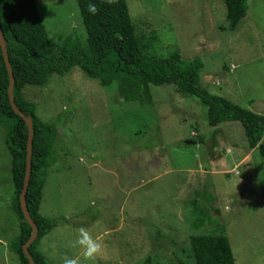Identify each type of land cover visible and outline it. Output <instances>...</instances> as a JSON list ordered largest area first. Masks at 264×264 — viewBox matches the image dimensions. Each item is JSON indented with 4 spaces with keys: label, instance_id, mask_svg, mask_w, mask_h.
Returning <instances> with one entry per match:
<instances>
[{
    "label": "rangeland",
    "instance_id": "obj_1",
    "mask_svg": "<svg viewBox=\"0 0 264 264\" xmlns=\"http://www.w3.org/2000/svg\"><path fill=\"white\" fill-rule=\"evenodd\" d=\"M148 54L200 59V87L264 116V0L226 30L222 0H126ZM53 48L73 36L87 50L75 0H35ZM151 103L118 98L78 67L52 75L25 98L42 123L57 126L39 214L57 226L40 240L49 264L80 254V227L102 244L81 264H195L191 235L223 223L235 264H264V160L239 123L210 127L207 109L174 85L150 86ZM11 158L0 128V264H19ZM197 209L206 221L194 225ZM43 241V242H41ZM39 246V245H38Z\"/></svg>",
    "mask_w": 264,
    "mask_h": 264
},
{
    "label": "trees",
    "instance_id": "obj_2",
    "mask_svg": "<svg viewBox=\"0 0 264 264\" xmlns=\"http://www.w3.org/2000/svg\"><path fill=\"white\" fill-rule=\"evenodd\" d=\"M46 1V0H42ZM86 31L87 50L68 36L58 48H53L35 7V0H0V28L14 77L13 96L16 108L32 121L31 173L26 193L27 211L37 227L35 241L28 248L34 264H47L40 253V240L57 222L42 217L39 205L47 170L55 164L54 146L58 129L42 123L34 105L24 96L27 87H44L52 75L63 76L78 67L100 86H117L118 98L140 105L151 103L150 86L174 85L185 94L196 97L207 109L210 127L225 122L239 123L248 149H257L264 160V116L240 108L230 101L209 95L200 87L203 62L184 61L178 52L165 58L148 54L136 37L126 0H75ZM226 9L229 32H234L248 13L247 0H222ZM94 5L96 11L90 12ZM9 78L0 48V128L5 131V145L11 158V182L15 199L11 211L18 220V236L9 249L19 264H29L22 247L31 235V228L21 212L22 191L27 159L28 130L23 119L11 108L8 99ZM194 225L199 228L206 218L197 209ZM190 248L195 264H235L223 223L213 225L210 234L191 235Z\"/></svg>",
    "mask_w": 264,
    "mask_h": 264
},
{
    "label": "water",
    "instance_id": "obj_3",
    "mask_svg": "<svg viewBox=\"0 0 264 264\" xmlns=\"http://www.w3.org/2000/svg\"><path fill=\"white\" fill-rule=\"evenodd\" d=\"M0 48L2 51L3 60L5 63L6 70L8 73V78H9V85H8L7 93H8V99H9L11 108L17 116H19L21 119L24 120L26 127H27V130H28L26 170H25V176H24L22 191H21L20 197H19V203H20V208H21V212L23 214L24 220L30 226V228L32 230L29 239L27 240V242L22 247V252H23L25 258L28 260V263L34 264L32 258H31V255L28 252V248L37 238L38 230H37V227L35 226L33 220L31 219V217L27 211V207H26V193H27L29 178H30V173H31V147H32V140H33L32 121L29 117H26L24 114H22L15 106L14 96H13L14 77H13L12 69H11V66L9 63V59H8V55H7V49H6V43L4 41L1 28H0Z\"/></svg>",
    "mask_w": 264,
    "mask_h": 264
},
{
    "label": "clouds",
    "instance_id": "obj_4",
    "mask_svg": "<svg viewBox=\"0 0 264 264\" xmlns=\"http://www.w3.org/2000/svg\"><path fill=\"white\" fill-rule=\"evenodd\" d=\"M89 11L94 13L96 11L95 6L90 5ZM72 246L78 247L80 249V254L74 257L63 256L61 258L62 264H81V256L84 261H94L102 248L99 239L93 238L90 232L84 227H80L77 230V235L72 241Z\"/></svg>",
    "mask_w": 264,
    "mask_h": 264
},
{
    "label": "crops",
    "instance_id": "obj_5",
    "mask_svg": "<svg viewBox=\"0 0 264 264\" xmlns=\"http://www.w3.org/2000/svg\"><path fill=\"white\" fill-rule=\"evenodd\" d=\"M45 237H46V236H45ZM42 240H45V239H42ZM41 242H43V241H41ZM38 249H39L40 253L44 256V258H45L47 264H49V259H48V257H47L46 252H45V251H48V250H45V251L42 250L41 244H39Z\"/></svg>",
    "mask_w": 264,
    "mask_h": 264
}]
</instances>
